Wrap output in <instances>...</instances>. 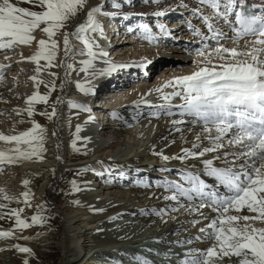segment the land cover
Masks as SVG:
<instances>
[{
	"label": "bare ground",
	"instance_id": "bare-ground-1",
	"mask_svg": "<svg viewBox=\"0 0 264 264\" xmlns=\"http://www.w3.org/2000/svg\"><path fill=\"white\" fill-rule=\"evenodd\" d=\"M111 1L113 4L121 6L118 8V15H120L117 18L120 23L118 25L128 26L127 30L133 26L135 28L133 27L131 32L114 31V29H118V25H113L115 20L111 19L112 16H98L103 28V35L96 37L95 42L98 48H94V50L103 51L107 53V56L93 60L92 65L106 68L126 61H131L134 63L133 65H137L141 64L142 61L139 58L146 56L149 65L145 69H151L150 75L128 68L126 72L110 77L105 74L85 76L79 71L82 65L78 62L87 57L79 55L68 60L69 63L75 61L76 71H70V75L67 77L64 75L63 67H53L51 71L57 73L60 85L61 80L64 82L63 89L61 90L60 87L59 92V96H62L60 99L63 98V101L61 100L62 102L58 103L56 107L60 109L63 107L64 100H66L64 97L70 93L69 85L73 84L72 89L83 94L81 98L78 97L79 100L75 99L74 101L85 106L82 110L86 116L82 114L77 121L72 125L70 124L71 126L66 128L61 137L57 129L59 112L56 111L53 120L36 114L34 119L46 129L44 140L46 150L42 154L43 158L41 160L34 158L30 161H21L15 165L0 166V189L13 197V201L8 203V209H23L22 218H30L32 213L38 210L37 206L44 204V196H49L55 206L61 229L60 243L63 245L64 258L60 264H112L107 259H119L115 255L117 247L130 243L135 245H128L133 249L144 247L153 250L150 253L154 252L156 255L157 253L177 254V261H179L183 258L182 254L187 248L203 249L208 246L207 242L203 241L194 240L191 245L186 243L189 238L198 234L197 229L206 224L207 221H201L194 227L190 221L199 219L198 213H189L186 210L171 212L170 209L176 206L175 202L164 200L163 197L170 195V193L165 192L163 188L156 187V184L163 180H170V177H175V180H178L181 171L192 165L199 169L200 164L191 158L183 162L174 158L163 161L159 153L175 157L182 154V148L191 149L193 143L202 142L207 146V142L204 141L205 134L202 131V126L187 122L189 118H182L178 115L169 116L162 111L158 112L155 106L160 105V102L165 103L161 99L162 95L171 92L170 87H164L166 82L178 76L189 74L195 68L193 61L200 59L194 50L195 48L191 51L188 45L183 43L187 40L186 42L191 44L192 40H189L191 35L194 36V42H199L200 38L191 30L186 31L189 27L192 29L193 24L197 25L203 34L205 32L202 26H199L203 21L197 18L198 16L189 13L190 8L199 7L204 15L210 14L211 10L205 5L200 7L196 0H159L157 4L146 3L145 0ZM101 2L102 0H90L87 5L94 6ZM104 2L105 0H103ZM22 3L20 2L19 6L22 7ZM181 3L187 4L188 8L179 7L178 5ZM129 4L133 5V9L127 8ZM158 10L165 11L163 20L161 17L155 16L154 22L151 23L145 19V15L153 14ZM103 11L110 12L107 8H104ZM123 13H128V17L125 18ZM165 17H168L167 21H165ZM174 17L177 19H173ZM187 17H191V20L186 21ZM84 18L85 15L82 12L79 16L69 20L67 30H74L75 25L82 22ZM196 19L200 21L196 22ZM141 24L149 26L155 37L154 40L150 42L142 37ZM160 25L164 29H170L167 31L169 33L167 36L160 32L158 27ZM222 25L224 24L222 23ZM217 26L222 30L229 31L227 27ZM118 33L119 38H110L111 34L116 35ZM35 36L39 39L41 33L37 31ZM121 38L120 43L124 45L116 47L120 45L118 41ZM251 38L254 39V37L244 36L238 44L243 45L244 40ZM56 39L60 41V51H58L56 58V64L59 65L60 61L64 59L62 36L59 32ZM173 40H178V46L179 44L183 46L174 50L176 45H174ZM69 42L74 45L70 43L73 51L83 47L75 36L70 37ZM224 43H227L224 44L225 46L232 44L230 40ZM17 47L21 51L16 55L9 50H0V64L10 65L3 73L5 82L0 84V98H2L0 99V132L5 134H12L14 130H24L30 126L28 122L17 123L21 117L17 116L14 109L22 107L26 95L34 90L30 77L35 74V65L24 60L23 57L32 55L36 50V45L33 43L31 46ZM152 47L154 49L147 50ZM165 51H171L169 54L175 55L174 59L167 56L169 54L161 56ZM43 63L41 61V64ZM41 75L43 79L50 80L49 77ZM140 76L142 82L136 80ZM77 82L90 91L84 92L78 89L76 87ZM157 89L163 91L160 96L155 92ZM39 91L41 93L45 91L43 85L40 86ZM92 93L97 94L101 99L100 104H103L99 106V109L93 108L97 111L96 119L88 116L85 110L87 106H90V101L88 104L87 102ZM154 94L158 95L160 99L155 98ZM51 101L50 96L49 105H51ZM172 101L175 100H171V104ZM36 107L38 110L44 109V105H37ZM48 110H51L50 107ZM175 111L176 109L173 108V112ZM115 112L118 114L115 115ZM154 112H156L155 115ZM23 119L27 121L26 114ZM136 119L137 122L131 124ZM176 119H184L186 122L173 126L171 121ZM77 126H80L78 133L76 131ZM90 129L95 131H86ZM197 136L200 137L199 140H197ZM2 143L0 142V144ZM227 150L229 148L225 142L221 154ZM213 155L215 153L206 154L208 158ZM57 156H59V160ZM151 173L154 174L151 175ZM67 174L71 176L68 184V196L66 199L56 202L52 197L53 182L57 184L61 176ZM148 175L153 177L149 178ZM24 179L29 180L28 190L31 193L29 204L31 206L16 202L17 200L23 201L21 193L25 191L22 184ZM205 179L207 182H211L210 178ZM72 182H75V187L79 191L74 190ZM94 209H103L104 211H94ZM159 209H165L167 214H152ZM0 211L6 210L0 209ZM202 211L206 215H214L208 209ZM12 225V220H0V230H8ZM140 228L147 231L144 230L141 234L133 232H137L135 229ZM98 229L103 235H97L98 231L96 230ZM41 230L39 225L23 230L24 236L33 237L30 241L0 238V264H22L13 256L14 249L11 245L14 243L30 247L33 253L43 252L48 240ZM39 232L41 235L37 237ZM144 240L148 243H145ZM139 241H141L140 244L137 243ZM177 241L183 243L177 245L175 243ZM94 242H103L104 245ZM99 250L104 251L100 254L104 255L102 258L104 263L99 262L101 259L100 255L97 254L100 252ZM121 252L128 255L127 250ZM89 253L98 259L87 255ZM159 259L152 255L150 264H159L162 261ZM122 264H142V262L136 259L134 261L126 259Z\"/></svg>",
	"mask_w": 264,
	"mask_h": 264
},
{
	"label": "snow or ice",
	"instance_id": "snow-or-ice-1",
	"mask_svg": "<svg viewBox=\"0 0 264 264\" xmlns=\"http://www.w3.org/2000/svg\"><path fill=\"white\" fill-rule=\"evenodd\" d=\"M20 2L0 0V50L12 51L17 46L36 45L32 55L23 57L35 65V74L30 77L34 90L26 95L22 107L14 109L17 116L21 117L17 123L28 122L30 126L24 130H14L12 134L0 132V142H3L0 144V166L43 158L46 129L34 116L39 114L53 120L56 105L62 102L57 97L49 105L58 78L51 69L63 67L67 77L70 71H76L75 61L69 63L68 60L79 55L87 57L78 62L82 65L79 71L85 76L96 75L95 72H89L93 60L107 56L103 51L94 50L98 48L96 37L103 35L98 16L118 14L104 12L103 0L94 6L87 5L86 0H23L31 7H21ZM145 2L157 4L159 0ZM197 3L211 10L210 14L204 15L199 7L191 9V14L203 21L210 35L205 36L198 29L190 28L200 37L194 49L200 59L193 61L195 68L189 74L166 82L164 87H171L172 91L163 94L161 99L165 103L155 107L158 112L189 118L187 122L202 126L207 146L203 142L193 143L191 149L182 148V154L175 157L159 153L163 161L173 158L181 162L189 158L197 160L200 168L192 165L179 173L178 180H163L156 187L170 193L163 199L175 202L176 206L170 209L171 212L186 210L198 213L199 219L190 221L194 227L201 221H207L197 229L198 234L186 243L191 245L194 240L203 241L208 246L203 249L187 248L179 264H220L224 257H229L231 264H264V3L252 6H248L245 0H197ZM178 6L188 8L185 3ZM112 7L121 6L113 4ZM80 12H84V20L77 23L74 30L68 31L67 22ZM123 15L127 18L129 14ZM153 15L162 17L165 11L158 10ZM214 21L226 24L232 35L220 29ZM158 27L165 36L169 34L162 25ZM140 29L144 39L150 42L155 39L148 25L141 24ZM37 31L41 33L39 39L35 36ZM58 32L62 36L64 54L59 65L56 64L60 51V41L56 39ZM72 36L82 43V49H71L69 39ZM244 36L254 39L245 41L243 45L238 44ZM223 40H230L234 46H225L221 43ZM213 44L215 47L211 46ZM41 61L44 63L41 64ZM124 66L112 65L100 74H108L116 67ZM9 67L0 64V84L5 82L3 73ZM41 74L50 80L43 79ZM41 85L45 88L43 93L39 91ZM63 86L61 80V90ZM76 87L84 92L90 91L79 82ZM172 98H178L180 103L172 105ZM37 105H44V109L38 110ZM72 106L85 107L82 104ZM25 114L27 121L23 119ZM185 122L184 119L171 121L173 126ZM76 131H80V126H77ZM225 142L229 150L221 154ZM209 153L215 155L208 158L206 154ZM57 159H60L59 156ZM205 178H210L211 182ZM72 183L74 190L79 191L75 182ZM22 184L25 188L21 193L23 201L16 202L31 206L29 180L24 179ZM0 200L3 201L0 202V209L6 210L0 211V220L13 221L10 229L0 230V238L30 241L33 237L24 236L23 230L46 223L41 206H37L39 210L30 218H22L23 209H8L13 197L3 189H0ZM203 209L210 210L214 215H206ZM152 214L167 213L165 209H159ZM11 247L24 254L22 264H29L28 257L35 255L30 247L19 243ZM135 259L142 261V264H150V261L139 255Z\"/></svg>",
	"mask_w": 264,
	"mask_h": 264
},
{
	"label": "rangeland",
	"instance_id": "rangeland-1",
	"mask_svg": "<svg viewBox=\"0 0 264 264\" xmlns=\"http://www.w3.org/2000/svg\"><path fill=\"white\" fill-rule=\"evenodd\" d=\"M90 0H86V4L89 2ZM23 2V0H21V3ZM178 3V2H177ZM175 4H176V2H175ZM133 5L132 4H129L128 6H127V8H129V10L130 9H133V7H132ZM22 7H31V5L30 4H28V3H22ZM139 7V6H138ZM33 10H35V9H33ZM82 12H80V13H78L77 14V16H79L80 14H81ZM76 16V17H77ZM73 18H75V17H72V18H70L69 20H71V19H73ZM194 20V19H193ZM196 22H198L197 21V19H196ZM171 24L173 23V22H170ZM193 26H196V25H194L193 24ZM118 35H119V33H118ZM72 38V37H71ZM73 40V39H72ZM72 40H70V41H72ZM120 40H122V38L120 39ZM241 40V39H240ZM250 40H252V38L250 39ZM245 41H249V40H244V42ZM224 42H226V41H221V43H223V44H227V43H224ZM239 42V41H238ZM61 43H62V40H61ZM69 43H71V42H69ZM120 43V42H119ZM123 44V43H122ZM122 44H120L121 46H122ZM124 45V44H123ZM179 45H181V44H179ZM232 44H228L227 46H231ZM212 47H215V45L213 44V45H211ZM116 47H120V46H116ZM139 48L141 47L140 45L138 46ZM182 47V46H181ZM122 50L124 49V48H121ZM152 49H154L153 47L152 48H148L147 50H152ZM163 49V48H162ZM174 50L175 49H180V47L179 48H173ZM182 49V48H181ZM122 50H120V51H122ZM20 51H21V49L20 48H18V47H16L15 48V50H12L11 51V53L12 54H14V55H16V54H19L20 53ZM140 51V50H139ZM118 52V51H117ZM169 52H171V51H165L163 54H161V56L163 55H166V54H169ZM189 52V51H188ZM174 54H175V52H173ZM160 56V55H159ZM167 56H171V54H169V55H167ZM172 56H175V55H172ZM155 57H158V56H155ZM139 60H141V58H139ZM58 77V76H57ZM56 85H57V87H56V89L54 90V91H52V93H51V98H52V101H51V103L52 102H54V101H56V98L57 97H62V96H59V92H60V83H59V78H57L56 79ZM73 86V84H70L69 85V89H70V93L68 94V95H66L65 97H64V99H66V100H64V103H63V107L60 109V108H58V107H56V109H57V112H59L60 113V116H59V119H58V121H57V129L59 130V132H60V135H61V137H62V133L66 130V128L68 127V126H71L75 121H77V119H79L81 116H82V114H84L83 113V110H82V108H78V107H73L72 106V104H79L77 101L75 102L74 100L75 99H77V100H79L78 99V97L79 98H81L82 96H83V94L81 93V92H79L78 90L76 91H74L72 88ZM169 90L170 91H172V88L170 87L169 88ZM156 92V94H158L159 96L161 95V93L163 92H161V91H155ZM156 94H154L155 95V98L157 97L158 99H160V97H158V95L156 96ZM62 101H63V98L61 99ZM71 102V103H70ZM66 103V104H65ZM65 104V105H64ZM62 115V116H61ZM85 116H86V114H84ZM71 124V125H70ZM43 154V153H42ZM152 174H154V173H151V175ZM151 175H148L147 177H149V178H151V177H153V176H151ZM71 176L69 175V174H67V175H63V176H61V178L59 179V181H58V183L56 184V182H53V185H52V187H53V195H52V197H53V199L56 201V202H59V201H62L63 199H66V197L68 196V184H69V181L71 180V178H70ZM171 180V179H170ZM59 184V185H58ZM58 188V189H57ZM56 190V191H55ZM60 199V200H59ZM0 202H3L2 200H0ZM41 207L44 209V211H43V215H44V217L46 218V223L44 224V225H42V226H40L39 225V227H40V229H42L41 231H43V235L45 236V238H46V240H48L47 242H46V249L43 251V252H39V253H34L35 255H34V257H28V259H29V264H60V262H61V260L64 258V255H63V252L64 251H62V249H63V245H62V243H60V241H61V229H60V226H59V221H58V218H57V215H56V211H55V206L53 205V201L49 198V196L48 195H45L44 196V204H42L41 205ZM39 210V209H38ZM38 210H36L34 213H32V215L33 214H35ZM31 215V216H32ZM158 227H159V225H158ZM130 228V227H129ZM147 229V228H146ZM135 230H137V232L136 231H133L134 233H139V234H141L142 232H144V230L145 229H142V228H140V229H135ZM140 230H141V232H140ZM96 231H98V230H96ZM145 231H147V230H145ZM101 231H98L97 232V235L99 236V235H101L102 233H100ZM56 233V234H55ZM39 235H41L40 234V232H39ZM49 237H48V236ZM54 235V236H53ZM103 235V234H102ZM51 236V237H50ZM51 239V240H50ZM178 240V239H177ZM147 241H149L148 239H147ZM146 240H144V242L145 243H148ZM49 242H50V244H49ZM140 242L141 241H139V242H137V243H139L140 244ZM49 244V246H47L48 244ZM95 243V242H94ZM101 244V245H104L103 244V242L102 243H100V242H97V243H95V244ZM118 244H120V243H118ZM129 246H133L134 244H132L131 245V243L130 244H128ZM128 245H125V246H118L117 248V250L115 251V255L119 258V259H117V260H115V259H112V258H110V259H107V260H109L108 262L109 263H112V264H122V262L124 261V260H131V261H134L135 260V257L137 256V255H139L140 257H142V258H146L148 261H150L151 260V258H152V255L154 256V257H156L157 256V258H160L162 261L159 263V264H179V261H177L178 259H177V257H176V255L177 254H171L170 255V253L169 254H166V253H157V255L154 253V252H152V253H150L151 251H149L148 249H146V248H144V247H137V248H135V249H133L132 247H129ZM178 245V244H177ZM128 246V247H127ZM135 246V245H134ZM123 247V248H122ZM126 247V248H125ZM104 250V249H103ZM103 250H99L98 252L99 253H97V254H101L102 252H104ZM122 250H127V252H128V255H124V254H122ZM133 250V251H132ZM148 250V251H147ZM14 252H13V256H15V258L17 259V261L18 262H21L22 263V259H23V257H24V254H22V253H19V252H17L16 250H13ZM2 252V251H1ZM74 253H76L75 251H73ZM84 252H86V251H84ZM1 254H3V252L1 253ZM119 254V255H118ZM87 255H91L94 259H96L97 257H95L93 254H87ZM122 255V256H121ZM104 257V255H100V260H99V262H102V263H104L105 261L104 260H102V258ZM98 259V258H97ZM159 259V260H160ZM174 259V260H173ZM232 259H234V258H232ZM75 260V259H74ZM73 260V261H74ZM106 260V261H107ZM120 260H121V262H120ZM72 261V262H73ZM117 262H119V263H117ZM142 262V261H141ZM153 263V262H152ZM220 264H231V260H230V258L229 257H224L221 261H220Z\"/></svg>",
	"mask_w": 264,
	"mask_h": 264
}]
</instances>
